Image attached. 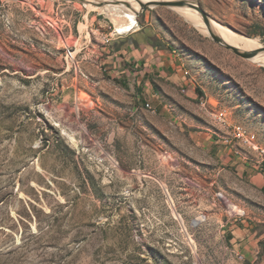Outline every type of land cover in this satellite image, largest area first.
Instances as JSON below:
<instances>
[{
    "label": "rangeland",
    "instance_id": "obj_1",
    "mask_svg": "<svg viewBox=\"0 0 264 264\" xmlns=\"http://www.w3.org/2000/svg\"><path fill=\"white\" fill-rule=\"evenodd\" d=\"M193 1L264 45V0ZM125 2L0 0V264H228L222 223L264 232V192L211 151L233 125L264 146V64ZM133 35L170 56L150 92L110 62Z\"/></svg>",
    "mask_w": 264,
    "mask_h": 264
},
{
    "label": "crops",
    "instance_id": "obj_2",
    "mask_svg": "<svg viewBox=\"0 0 264 264\" xmlns=\"http://www.w3.org/2000/svg\"><path fill=\"white\" fill-rule=\"evenodd\" d=\"M131 38L133 41L132 39L116 41V46L111 48L110 62L114 67L116 77L125 81H134L142 88V91L150 92L152 73L166 74L169 67L164 69V66L168 64L166 62L169 61L170 56L164 54V50L149 39L139 40L136 35ZM173 68H175L174 65ZM143 95V98L149 102L150 100L145 93ZM155 109L157 110L156 107ZM222 142L225 146L221 148L218 141H214L211 151H215L217 156L223 158L227 166L233 167L232 169L236 174L244 176L257 189L264 192V165L260 164L258 154L251 151L256 159L255 162H248L244 156L236 153L234 147L236 141L231 132L223 135ZM199 197L201 200V195ZM220 240L223 248L229 254L224 259L225 263L264 264V232H261L255 223L227 219L226 222L222 223Z\"/></svg>",
    "mask_w": 264,
    "mask_h": 264
},
{
    "label": "bare ground",
    "instance_id": "obj_3",
    "mask_svg": "<svg viewBox=\"0 0 264 264\" xmlns=\"http://www.w3.org/2000/svg\"><path fill=\"white\" fill-rule=\"evenodd\" d=\"M122 1L125 2L126 0H122ZM164 1H176V0H129V2H127V4L139 9L141 6L143 7L146 4H150V5L154 6L155 3L164 2ZM185 1L191 2L193 4H197L193 0H185ZM102 8H107L109 10H113L114 11V13L112 14L113 19H118L120 17L119 14H116L120 10L115 9L114 5L112 3L106 4ZM172 8L175 10H179V13L183 17H185L189 21L199 25L200 29L202 28L204 31H208L207 24L205 23L204 19H202V16L200 15V13L196 9L186 7V6L185 7H172ZM129 17L132 18V17H134V15L131 14V15H129ZM211 25H212L213 30L217 34H219L227 43L236 46L242 52H246V51H248V52L254 51L255 52L257 50L258 52L256 53V55L251 60L254 61L255 63L264 64V45L258 39L238 35L237 33L225 28L224 26L220 25L219 23H216L214 20L211 21ZM106 41L109 42L110 40H106ZM147 106L149 108L151 107V105L149 103L147 104Z\"/></svg>",
    "mask_w": 264,
    "mask_h": 264
},
{
    "label": "built area",
    "instance_id": "obj_4",
    "mask_svg": "<svg viewBox=\"0 0 264 264\" xmlns=\"http://www.w3.org/2000/svg\"><path fill=\"white\" fill-rule=\"evenodd\" d=\"M105 40H112L111 36H106ZM151 104V103H150ZM223 115V122H221L223 125H228L227 123V116H228V110L226 108H221L218 112ZM233 138L238 141L239 143L247 146L250 150L255 151L258 154L260 164L264 165V146L260 145L259 143H256V141L253 139V137L250 136V134L247 132V130L242 125H233ZM247 212L242 209H236L233 208L231 211V215L236 218H243L245 217Z\"/></svg>",
    "mask_w": 264,
    "mask_h": 264
},
{
    "label": "water",
    "instance_id": "obj_5",
    "mask_svg": "<svg viewBox=\"0 0 264 264\" xmlns=\"http://www.w3.org/2000/svg\"><path fill=\"white\" fill-rule=\"evenodd\" d=\"M150 5V4H146L143 7ZM154 5H164V6H168V7H190L193 9H196L200 15L202 16V18L204 19L205 23L208 26V31L211 35V37L218 43L228 47L229 49H232L233 51H235L236 53L245 56V57H253L254 55H256V53L253 52H242L241 50H239L236 46L227 43L219 34H217L211 25V19L210 17L200 8V6L198 4H193L191 2H187L185 0H176V1H164V2H158L155 3Z\"/></svg>",
    "mask_w": 264,
    "mask_h": 264
}]
</instances>
